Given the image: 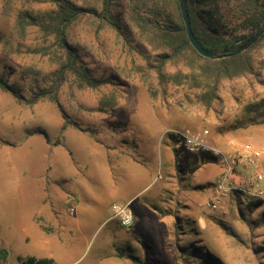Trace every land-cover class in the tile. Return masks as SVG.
Instances as JSON below:
<instances>
[{"label": "rangeland", "instance_id": "rangeland-1", "mask_svg": "<svg viewBox=\"0 0 264 264\" xmlns=\"http://www.w3.org/2000/svg\"><path fill=\"white\" fill-rule=\"evenodd\" d=\"M69 1L85 8L99 6V0ZM116 4L123 34L89 12L79 15L68 31L82 62L101 84H81L71 73L57 89V100L46 96L31 105L24 99L54 80L52 72L58 64L44 49L55 38L46 36L38 24L22 32L17 29L18 16L29 13L43 21L58 6L55 0H0V77L24 98L0 88V249H8L0 264H22L21 258L31 255L53 257L57 264H136L125 255L129 253L147 264H199L205 263L206 251L220 257L221 264H264V205L255 198L244 200L243 211L230 201V213L224 217L210 213L206 206L213 194L211 186L192 189L190 217L182 214V220L171 217L162 224L149 220L146 232L155 241H146L141 223L128 230L109 218L107 192L97 184L90 187L100 201L90 204V212L82 211L69 193L81 196L82 189L50 150H164L161 131L168 132V138L172 130L188 127L209 129L210 138L252 125L255 133L264 134V123L251 121L264 120V106H256L264 98V40L253 50L254 71L224 80L219 98L207 109L190 94L195 91L189 93L190 100L185 97L182 86L169 83L167 92L158 91L153 73L147 78L144 54L149 47L128 32L122 3ZM177 68L171 62L166 70L174 73ZM114 95L116 106L103 110L101 98ZM64 116L75 130L90 133L89 142L69 138L62 144ZM175 138L169 150H177L178 164L186 167L188 150ZM193 171L186 174L192 185L206 184L216 176ZM72 208L76 212L71 213ZM190 241L202 242L200 252L190 257L181 251L180 257L177 243L194 247Z\"/></svg>", "mask_w": 264, "mask_h": 264}, {"label": "trees", "instance_id": "trees-1", "mask_svg": "<svg viewBox=\"0 0 264 264\" xmlns=\"http://www.w3.org/2000/svg\"><path fill=\"white\" fill-rule=\"evenodd\" d=\"M55 1L58 9L49 13L46 19H42L43 21L36 20L29 13H22L19 14L16 24L17 29L22 32L30 24H38L45 31L46 36L54 35L55 39L50 44L51 47L44 49L45 55L58 64L57 70L52 72L54 80L51 85L24 99L23 94L18 92L16 87L0 77V88L12 92L31 105L46 96L57 100V89L71 73L80 79L81 84L85 83L91 87L101 84L82 62L77 48L69 40L68 31L79 15L89 12L123 34V27L115 15L117 1L122 3V17L128 32L149 47L144 54L148 62L147 78L152 77L151 73H153L158 83V91L162 93L167 92L169 83L176 87L182 86L185 89V97L190 100V94H193L195 101L207 109L211 108L214 101L219 98V89L224 80L235 79L254 71L253 50L264 40V30L246 37L264 21V0H186L192 29L205 48L228 49L246 37L232 53L222 58L203 56L192 45L179 0H99L98 8L97 5L85 8L69 0ZM171 62H175L178 66L177 72L170 73L166 70ZM158 91L153 94L157 95ZM100 104L101 108L107 111L108 107L116 106L117 97L104 96ZM256 106L258 109L263 107L264 98L256 103ZM64 118L66 119L65 116ZM251 121L264 123V120L259 121L255 117L251 118ZM68 123L66 119L63 130ZM175 136L177 135L173 132L169 133L172 140H176ZM59 143L60 141L57 140L56 144ZM245 199L243 194L237 191L230 197V201L237 204L241 211ZM198 243L202 242L193 243L194 247L177 243L180 257L184 256V253L193 257V254L200 252ZM125 255L136 264H147L134 254ZM7 256L8 249H0V263L6 260ZM202 256L205 263L199 262V264H206L207 261L212 262L207 264L222 263L220 257L215 256L211 251L202 253ZM21 260L22 264H57L53 257L31 255Z\"/></svg>", "mask_w": 264, "mask_h": 264}, {"label": "crops", "instance_id": "crops-1", "mask_svg": "<svg viewBox=\"0 0 264 264\" xmlns=\"http://www.w3.org/2000/svg\"><path fill=\"white\" fill-rule=\"evenodd\" d=\"M72 126L71 124L67 125L62 144H67L69 138L79 142L90 139V133L75 130ZM68 130H70L69 136L67 135ZM164 131H161L160 138L166 145L164 150L66 149L50 150V152L52 151L60 159V167L66 172L69 179L81 187V193L84 196L69 193L73 195L75 201L78 200L82 211H92L90 204L100 201L99 193L90 187V184H97L100 189L107 192L110 210L115 202H130L135 213L133 227L141 223L142 234H144L142 237L146 241H155L146 232L145 226L148 225L149 220L162 224L164 220L168 221L171 217L182 220V214L186 218L190 217L188 213L192 211L193 207L190 200L191 190H204L207 186L209 188L211 186L213 189L215 181L226 169V166L220 169L218 164L224 163L225 165V162L219 156L208 151H188L187 166L178 164L179 154L177 150H169V142H172V139L167 138L168 132L164 133ZM210 140L214 145L224 149H232L236 145L247 142L262 147L264 134L255 133L254 125H252L236 129L233 132L222 133L220 138L212 136ZM202 153H205L203 159L198 158V155ZM173 155L176 156L173 157ZM150 156L151 159H149ZM189 170H203L209 174L215 173L216 176L213 181H208L206 184L192 185L189 178L186 177ZM47 172L49 169H46ZM241 174L242 170L239 169L237 177ZM186 189L187 191L184 193L183 190ZM229 207L230 213V204ZM208 210L211 211L210 213H218L224 217L229 215V213L224 215L218 210L209 208ZM202 231L199 230L198 233L203 235ZM155 253L160 255L157 251Z\"/></svg>", "mask_w": 264, "mask_h": 264}, {"label": "built area", "instance_id": "built-area-1", "mask_svg": "<svg viewBox=\"0 0 264 264\" xmlns=\"http://www.w3.org/2000/svg\"><path fill=\"white\" fill-rule=\"evenodd\" d=\"M171 132L181 139L188 151L212 152L225 162L226 169L214 183L213 194L206 203L207 208L228 214L230 197L236 191L245 198H255L264 205V147L247 142L232 149H224L211 142L209 129L194 130L188 127ZM239 169L242 174L237 177ZM73 212L72 208L71 213ZM111 212L110 218H116L128 230L132 228L135 213L130 202L113 203Z\"/></svg>", "mask_w": 264, "mask_h": 264}, {"label": "water", "instance_id": "water-1", "mask_svg": "<svg viewBox=\"0 0 264 264\" xmlns=\"http://www.w3.org/2000/svg\"><path fill=\"white\" fill-rule=\"evenodd\" d=\"M179 1H180L181 11H182L183 19H184L185 24H186V28H187V33H188L189 39H190L192 45L203 56H206V57H209V58H211V57L222 58V57L226 56L228 53H232V51L235 49V47L238 44L242 43L243 40L246 37H248L249 35L256 34L259 31L264 30V21H263L262 24L259 27H257L253 31L249 32L245 38H243L239 43L233 45L230 48L224 49V50H210V49H207L198 40V38L196 37V35H195V33H194L193 29H192L191 19H190V15H189V12H188L186 0H179Z\"/></svg>", "mask_w": 264, "mask_h": 264}]
</instances>
